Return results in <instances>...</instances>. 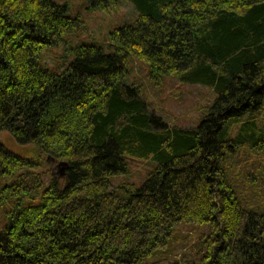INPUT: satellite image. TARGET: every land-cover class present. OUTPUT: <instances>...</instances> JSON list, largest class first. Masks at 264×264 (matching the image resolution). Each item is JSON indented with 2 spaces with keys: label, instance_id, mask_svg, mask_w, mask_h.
Listing matches in <instances>:
<instances>
[{
  "label": "trees",
  "instance_id": "trees-1",
  "mask_svg": "<svg viewBox=\"0 0 264 264\" xmlns=\"http://www.w3.org/2000/svg\"><path fill=\"white\" fill-rule=\"evenodd\" d=\"M123 1L133 22L52 71L42 52L84 21L56 0H0V132L65 163L46 182L0 143V264H264V0L86 4ZM131 59L154 82L211 88L198 124L149 110ZM126 156L154 163L139 185L112 183ZM182 224L202 232L178 255Z\"/></svg>",
  "mask_w": 264,
  "mask_h": 264
},
{
  "label": "rangeland",
  "instance_id": "rangeland-1",
  "mask_svg": "<svg viewBox=\"0 0 264 264\" xmlns=\"http://www.w3.org/2000/svg\"><path fill=\"white\" fill-rule=\"evenodd\" d=\"M56 1L67 4L69 15H77L84 21L85 27L84 30L66 34L62 37L61 42L42 52L40 63L46 64L52 71H60L68 64L69 58L71 60L70 45L81 42L93 43L105 49L108 44V33L115 27L133 22L136 17V11L129 1H123L115 9L108 11L88 9L86 0ZM106 52L108 51L106 50ZM130 72L128 83L133 82L140 86L149 110L160 116L169 125L182 127L197 125L216 96L208 86L185 83L173 76L164 77L161 81L154 82L149 79L147 65L136 59H131ZM0 143L17 155L36 161L39 164L37 171L43 174L46 182L51 177L62 180L65 170L64 168L60 169L62 165L60 166L55 159L43 161L37 157L31 145L19 143L7 131L0 132ZM125 161L127 173L114 176L112 178L114 185L124 181L139 185L154 168V163L149 160L140 161L126 156ZM60 183L62 182L60 181ZM7 206L8 203H5L3 207H0V219L8 209ZM201 232L200 228L180 225L175 233V237L178 239L176 241L178 255L182 254L188 246L190 248V245L197 239L195 237Z\"/></svg>",
  "mask_w": 264,
  "mask_h": 264
},
{
  "label": "water",
  "instance_id": "water-1",
  "mask_svg": "<svg viewBox=\"0 0 264 264\" xmlns=\"http://www.w3.org/2000/svg\"><path fill=\"white\" fill-rule=\"evenodd\" d=\"M59 165H60V166L62 165V167H61L60 169L63 170L65 163H64V162H60Z\"/></svg>",
  "mask_w": 264,
  "mask_h": 264
}]
</instances>
